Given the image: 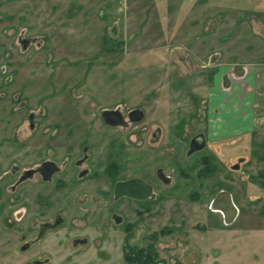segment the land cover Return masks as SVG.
<instances>
[{"label": "rangeland", "instance_id": "374dc122", "mask_svg": "<svg viewBox=\"0 0 264 264\" xmlns=\"http://www.w3.org/2000/svg\"><path fill=\"white\" fill-rule=\"evenodd\" d=\"M177 10L176 0H0V169L37 142L45 147L42 158L61 160L64 134L56 141L19 139L48 137L55 124L84 121L86 137L107 154L105 171L115 164L119 179L144 177L156 192L116 203L110 192L89 193L82 205L101 203L103 237L91 240L83 257L50 254V264H128L124 254L131 246H152L166 264H187L192 251L203 252L195 264H215V251L224 258L231 250H248L249 264H264V75L253 112L215 111L210 96L212 87L231 82L224 75L232 61L263 68L264 48H245L254 44L249 32L251 40L239 48L229 42L192 48L191 33L178 30L183 18ZM238 29L230 26L232 38ZM22 39H29L25 49ZM213 48L219 49L208 56ZM224 59L231 63L226 72ZM137 108L144 112L140 121L100 124L104 109H119L128 120ZM200 132L207 145L189 155L190 140ZM158 168L168 182L156 176ZM220 189L238 208L231 223L211 208ZM47 194L52 197L41 198V208L48 202L55 211L66 202L69 220L76 214L73 199L84 196L66 189ZM4 250L0 244V264H14ZM32 256L24 254L23 261Z\"/></svg>", "mask_w": 264, "mask_h": 264}, {"label": "flooded vegetation", "instance_id": "af4514ba", "mask_svg": "<svg viewBox=\"0 0 264 264\" xmlns=\"http://www.w3.org/2000/svg\"><path fill=\"white\" fill-rule=\"evenodd\" d=\"M31 115L33 114L29 115L30 125L34 128V115L32 117ZM123 117L125 119L124 115ZM129 122L132 121L127 120L125 125H110L102 119L100 124L103 127L116 128L126 127ZM68 124L65 127L55 124L53 135L48 137L19 139L20 144L31 139L56 141L62 139L59 135L64 134L66 142L58 143L66 151L61 160L53 157L54 155L42 158L45 147L43 143L37 142L31 144L30 153H22L17 161L11 162L5 169H0V244L4 246L5 253L10 250L9 254L14 256L12 259L14 264H50L52 261L50 254L53 253L65 257L64 260L67 257H83L87 253L90 241L98 240L104 235L103 207L99 200L92 199L91 205H94L92 207L82 205L88 200L89 193L110 192L112 203L122 198L133 200L136 198L127 196L115 199V185L119 181L139 178L152 185L156 194L153 184L144 177L119 179L117 168L111 163L109 169L105 171L103 161L107 154L99 151L97 142L89 141L90 139L86 137L87 123L81 121ZM35 159L39 161L33 162ZM203 163L207 166L206 162ZM158 170L159 168L156 176L161 181L168 182L170 177L163 172L164 175L160 178ZM62 189L68 190L71 194L84 193L79 200L73 199L77 202L75 203L77 207L76 214H71L70 220L69 204L66 202L58 205V210L55 211H52L53 206L50 203L44 202L43 208L39 203L44 196L48 199L46 201L50 200L52 196L47 193ZM4 192L10 195H5ZM151 198L153 197L149 196L139 200ZM48 213L49 216H40ZM112 218L116 225L121 223L118 214L114 213ZM26 253L33 256L23 261V255Z\"/></svg>", "mask_w": 264, "mask_h": 264}, {"label": "crops", "instance_id": "0c3cea01", "mask_svg": "<svg viewBox=\"0 0 264 264\" xmlns=\"http://www.w3.org/2000/svg\"><path fill=\"white\" fill-rule=\"evenodd\" d=\"M181 15L182 22L181 27L179 25V31L181 34L187 32L191 33V45L192 48L200 49L209 47L211 44H222L229 42L239 44L237 47H242L244 43L250 42L245 48H264V0H176ZM189 17V21L185 18ZM201 19V20H200ZM241 22H245L246 26L239 27ZM184 23H187L186 25ZM235 25L237 28V38H232L229 34L230 26ZM249 32L251 39L249 40L246 33ZM203 34L204 37L200 35ZM249 40V41H248ZM202 42V45L196 44ZM193 43V44H192ZM207 45V46H206ZM188 48V47H187ZM234 48V47H233ZM213 48L208 52V56H211ZM221 50V49H220ZM220 55V59L223 55L222 51L214 53V55ZM222 54V55H221ZM214 56L213 58H216ZM234 60L233 57L229 59ZM228 60V61H229ZM224 59L221 62V71L226 72L228 65L231 63ZM241 62L249 63L252 65L249 73L247 74L248 87L243 94L239 84H233V89L230 94H225L221 91L219 85H215L210 89V96L214 103L215 111L225 112L232 111V109H238L242 111H254L255 98L259 90L258 79L264 75V67L261 68V63L256 61H248L243 59ZM222 72V73H223ZM230 108V109H228ZM231 118V117H230ZM231 122V121H230ZM226 126L224 127L225 130ZM233 197V196H232ZM201 251H192L186 255L188 258L187 264L197 263L194 257L200 255ZM217 257H214L215 264H249L247 257H253L249 254L248 250H231L224 252L223 256L215 251ZM222 260V263H221ZM224 260V261H223Z\"/></svg>", "mask_w": 264, "mask_h": 264}, {"label": "water", "instance_id": "95a60500", "mask_svg": "<svg viewBox=\"0 0 264 264\" xmlns=\"http://www.w3.org/2000/svg\"><path fill=\"white\" fill-rule=\"evenodd\" d=\"M29 43V39H22L21 45L25 49ZM33 115H31L32 117ZM102 119L110 125H125L127 120L124 119L123 113L119 109H104L101 112ZM144 112L141 109H133L128 113V120L137 122L143 119ZM207 145L206 135L198 133L192 137L189 143L188 154H193L204 149ZM160 178L164 173L161 168L158 170ZM121 196H127L136 199H144L154 196L152 185L146 184L139 178L119 181L115 185V199ZM211 208L220 212L226 223H231L236 218L238 208L233 201L232 194L226 190H220L212 201ZM119 219V218H118Z\"/></svg>", "mask_w": 264, "mask_h": 264}, {"label": "trees", "instance_id": "16d2710c", "mask_svg": "<svg viewBox=\"0 0 264 264\" xmlns=\"http://www.w3.org/2000/svg\"><path fill=\"white\" fill-rule=\"evenodd\" d=\"M124 259L128 264H166L152 246L147 249L131 246L125 252Z\"/></svg>", "mask_w": 264, "mask_h": 264}, {"label": "built area", "instance_id": "2783aa9c", "mask_svg": "<svg viewBox=\"0 0 264 264\" xmlns=\"http://www.w3.org/2000/svg\"><path fill=\"white\" fill-rule=\"evenodd\" d=\"M251 69V66L249 63H245V62H241V63H237V62H232V64L229 66V71L226 73V75H224V77L227 76V79L231 82L225 84L221 82V89L223 92H229L231 91V89L233 88V82H237L240 85V88L244 87V89L246 90V88L248 87V83L247 81V74L249 73ZM247 83V86H246Z\"/></svg>", "mask_w": 264, "mask_h": 264}]
</instances>
